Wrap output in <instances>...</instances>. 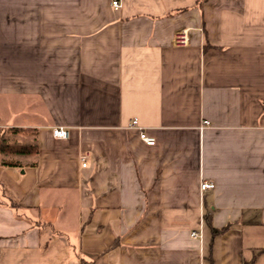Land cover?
<instances>
[{
	"label": "crops",
	"instance_id": "crops-1",
	"mask_svg": "<svg viewBox=\"0 0 264 264\" xmlns=\"http://www.w3.org/2000/svg\"><path fill=\"white\" fill-rule=\"evenodd\" d=\"M111 1L0 0V264H264V0Z\"/></svg>",
	"mask_w": 264,
	"mask_h": 264
},
{
	"label": "built area",
	"instance_id": "built-area-1",
	"mask_svg": "<svg viewBox=\"0 0 264 264\" xmlns=\"http://www.w3.org/2000/svg\"><path fill=\"white\" fill-rule=\"evenodd\" d=\"M111 5H112V7L114 9H119L120 6H121V2H120V0H112L111 1ZM189 40H190L189 30L188 29H180V30H177L174 33V35L172 37V44H173L174 47L181 48V47L187 46L188 43H189ZM207 124H208L207 120H204L202 122V125H207ZM130 127H133V128H135L137 130L138 136H139L140 140L144 144L150 145V146L155 144V138L153 136H150V135L146 134L145 128L138 124L137 119H132L131 120ZM51 132H52V135L55 138L64 139V138H66L68 136V131L63 126H55V127L52 128ZM85 165H86V162L83 161L82 162V166H85ZM213 188H214V183L213 182L203 180L200 183V190L201 191H206V190H210V189H213ZM190 235L193 238H197V237L200 238L201 237V232L193 230V231H191Z\"/></svg>",
	"mask_w": 264,
	"mask_h": 264
},
{
	"label": "trees",
	"instance_id": "trees-1",
	"mask_svg": "<svg viewBox=\"0 0 264 264\" xmlns=\"http://www.w3.org/2000/svg\"><path fill=\"white\" fill-rule=\"evenodd\" d=\"M9 133H26L28 130L27 129H21V128H9L7 129ZM35 134V132H34ZM37 142L36 139L33 138V141L31 143H20L17 144L16 142L10 143L7 142L5 137L2 135L0 138V152L4 155L10 154H20V155H27V154H36L37 153ZM3 164H9V165H17L15 161L13 160H3ZM225 230V227L216 229V228H211L212 231V237L215 236L216 234L222 232ZM207 264H214L213 258L210 253H208L206 257ZM81 264H93L91 261H82ZM242 264H248L246 262H243Z\"/></svg>",
	"mask_w": 264,
	"mask_h": 264
}]
</instances>
